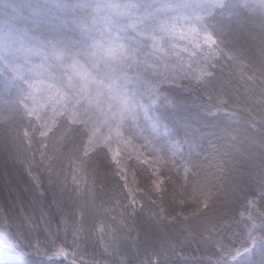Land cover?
<instances>
[{"label": "trees", "instance_id": "16d2710c", "mask_svg": "<svg viewBox=\"0 0 264 264\" xmlns=\"http://www.w3.org/2000/svg\"><path fill=\"white\" fill-rule=\"evenodd\" d=\"M213 1L222 14L203 15ZM223 1L170 0L198 4L206 18L192 22L238 62L210 60L214 46L190 29L176 36L151 73L159 95L137 92L146 112L122 130L127 142L94 144L63 115L42 136V113L21 105L27 86L0 77V264H264V5ZM27 11L24 0H0V34L22 22L28 35L84 43L73 26L56 30L58 9ZM54 247L66 255L49 259Z\"/></svg>", "mask_w": 264, "mask_h": 264}, {"label": "snow or ice", "instance_id": "6c2138e0", "mask_svg": "<svg viewBox=\"0 0 264 264\" xmlns=\"http://www.w3.org/2000/svg\"><path fill=\"white\" fill-rule=\"evenodd\" d=\"M24 3L33 16L40 18L52 7L58 9L61 17L56 18V30L71 23L84 41L81 46H77L78 41L69 46L63 40L38 36L35 39L40 42L39 48L22 45L14 49L24 60L15 64L7 61L6 48L0 46V62H4L13 78L27 86L21 98L25 114L31 117L42 113L36 116L38 121L43 120L39 127L42 136L51 130L55 117L63 115L67 125H80L94 144L110 147L127 142L122 130L129 120L135 121L138 109L146 112L137 100V92L143 89L150 98L159 95L158 83L151 73L166 63L168 48L176 39L175 23L165 20L146 29L144 20L156 12L172 10L170 0H24ZM260 3L264 5V0ZM193 19L201 21L202 17L197 15ZM98 24H102L99 31ZM190 31L196 39L202 38L214 46L210 49V60L223 53L238 62L236 54L225 50L211 30H201L193 24ZM32 57H39L40 63H34ZM156 102L152 99L153 104ZM46 107L51 109V115ZM102 127L107 134H99ZM64 255L63 247H54L49 259Z\"/></svg>", "mask_w": 264, "mask_h": 264}, {"label": "rangeland", "instance_id": "374dc122", "mask_svg": "<svg viewBox=\"0 0 264 264\" xmlns=\"http://www.w3.org/2000/svg\"><path fill=\"white\" fill-rule=\"evenodd\" d=\"M215 2L216 1H213L212 2L213 8L211 10H206V11L202 12V14L203 15H208V16L222 14V10H220L221 13H218V10L215 9L217 7V5H216L217 3H215ZM224 2H225V0L222 3H224ZM197 7H200V6H198V4H195V3L192 2V5L187 6L186 4H181V5L179 4V5L173 6V9L172 10H169V14H168V17H167L168 18L167 21L170 24L171 23H175L177 25V28H176V36H179L180 37V36H183L185 34L190 33L189 29L192 27V25L194 23L196 24L198 22V21H194V19H193L195 16L199 15V13L195 12V8H197ZM18 10L20 11V8H18ZM58 12H59V10H58ZM27 13H29V12L27 11ZM59 14H60V17H61V13L60 12H59ZM57 17L58 16H56V18ZM200 17L206 18L205 16L204 17L203 16H200ZM56 18L53 21V25L54 26H56L58 24ZM191 19H193L194 23L192 22ZM45 20H46V18H45ZM24 24L22 22H19V23L18 22L17 23L16 22H13V24H12L13 26L9 24L8 27L6 28V30L4 28V30H3L4 35L3 34H0V46H2L4 48L8 47V49H10V50L13 51L15 49L14 46H12L13 43L20 46V43L23 42L24 39H25V41H28L30 38H32L33 43L30 44V45L29 44H25L24 47L39 48L40 47V42H38V40H36L35 37H38V35L40 36L41 34H37L36 36L34 34L28 35L27 33H25V26H24ZM39 25L40 24H37V26H39ZM10 26L12 27V28H10L12 30H15L13 28H18L17 29L18 31H14V33H13L12 36H11L10 33H9V35L6 34V32H8V28ZM27 26H28V24H27ZM71 28H72V25H71V23H69L68 27L65 28L64 30L65 31H68ZM70 32L71 31H68V33H70ZM53 33L56 34L58 36V38H60V36H62V35H66V34H59L58 32H51L52 35L50 33H46V34L47 35L50 34L51 35V38H52L54 36ZM4 37H5L6 40L3 39ZM2 40H4L5 42H1ZM7 40H9V42L6 44V41ZM1 43H3V45ZM8 49L6 48V52H9ZM4 55L6 56V53H4ZM10 57H11L10 58L11 60H8V57L6 56V59H7V61H9V63H13V64H15V63H24L23 57H21L19 54H14V52H13V53H10ZM32 60L36 64H39L40 63V58L39 57H32ZM0 77H2V79H7L8 78L10 81L11 80L12 81H15L16 85H18V86L20 84L23 85V82L22 81L17 80V79H15V78L12 77V75L10 74V72L6 69L4 62H0ZM37 79H40V78H37ZM33 82H36V81H33ZM44 82L45 83H48L49 81L48 80H45ZM18 86H15V87H18ZM19 90H21V89H19ZM18 93L20 94V92H18ZM247 252H248V250L246 251V249H243V251L241 252V254L247 253ZM236 255H234V256H236ZM245 257H247V256H245Z\"/></svg>", "mask_w": 264, "mask_h": 264}]
</instances>
